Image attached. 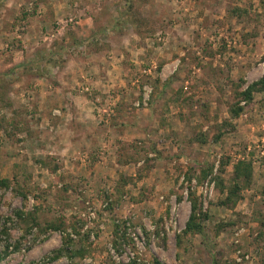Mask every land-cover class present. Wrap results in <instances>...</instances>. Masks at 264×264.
I'll list each match as a JSON object with an SVG mask.
<instances>
[{"label":"rangeland","instance_id":"obj_1","mask_svg":"<svg viewBox=\"0 0 264 264\" xmlns=\"http://www.w3.org/2000/svg\"><path fill=\"white\" fill-rule=\"evenodd\" d=\"M126 1L0 0V264H264V92L239 94L264 77V0ZM242 159L251 185L224 205ZM50 220L77 222L84 258H52Z\"/></svg>","mask_w":264,"mask_h":264},{"label":"trees","instance_id":"obj_2","mask_svg":"<svg viewBox=\"0 0 264 264\" xmlns=\"http://www.w3.org/2000/svg\"><path fill=\"white\" fill-rule=\"evenodd\" d=\"M126 2H128V9L130 10V12H132L135 10L134 9V5L136 0H127ZM129 16V12L125 13ZM132 25L134 26L135 30L137 33H140V21L139 19H135L131 21ZM92 40H94L92 38ZM84 42V41H83ZM73 48V47H72ZM69 50V49H68ZM67 50V51H68ZM38 53V51H37ZM54 53H57V51L52 50L48 53V59H53L52 56ZM43 58L42 56H39L38 54H35L32 56L31 59V64H38L37 67L34 66L31 71L34 72L36 71L39 72V74H37L38 76H47V73H45L44 69H41V67L39 68V64L43 63ZM66 57L65 56H61L59 60L62 61H58L60 65V68L63 66L64 62L66 61ZM55 60V59H53ZM57 63V64H58ZM58 64V65H59ZM41 69V70H40ZM12 71V70H11ZM5 72L0 73V84H4V80L6 75H4ZM2 77V78H1ZM51 79V78H50ZM263 91L264 92V77H262L261 79L254 81L253 83L249 84V86L244 89L243 91H241L239 94H241L242 98L245 99L247 102L251 101L254 98V94L256 92H260ZM4 104V103H3ZM243 110V107H238L237 109H233V114L234 115H239L240 111ZM8 131V129H7ZM154 151L156 149H153ZM208 174L212 175V179L210 178L209 181L212 182V180H214L216 182L217 185H223V178L220 175L214 174V169L210 168L209 170L204 171L203 177L199 178V182H201V184H203L206 181V178L208 176ZM123 178H125L123 176ZM193 177H187V179L189 181L192 180ZM253 179V168L250 162L245 161V160H239L236 164H235V170H234V177H233V185L232 187H230L228 189V197L222 201V203L225 205L229 204L230 202H233L232 198H235L240 191L242 190V188L247 187L249 185H251ZM4 185H8V180H2L1 182ZM0 183V184H1ZM118 197L121 196L120 192H118ZM189 195H190V200L192 203V208H191V213H190V217L186 223V227L184 230L185 234L188 233H193V234H201L204 232V229L206 227L205 225V221L210 219V215L207 211H203L202 206H201V201L199 200L200 197L196 194L195 190H190L189 191ZM117 197V198H118ZM181 198V197H180ZM106 200H107V209L108 210H113V202L111 201V198L109 195H106ZM119 201V199H118ZM35 217V216H34ZM35 222L37 226H40L41 224L39 222H37V219L35 218ZM262 226H264V219L261 221ZM115 228V236L118 238V241L115 240L114 243L117 244L121 243V240L123 241H128L131 239V235L130 232L128 231L130 229V227H134V223L128 219V220H124V221H120L118 220L117 222L115 221L114 223ZM69 226V225H68ZM66 226V222L64 220H60V221H55V220H50L47 221V223H45V225L43 227H41V230H58L61 231L63 233V242L62 245L57 248L54 249L52 251V258L53 259H60L64 256L66 257H80V258H84L87 253H88V247H87V238L85 237V239H79L76 240L75 236H80L81 235V231L80 228H78L77 226V222L74 223V225H72L71 231H69V227ZM144 232L147 233L146 229H144ZM156 234L158 236H160V231H156ZM259 234L261 236H264V231H260ZM87 235V234H86ZM85 236V235H84ZM214 264H221L218 260L214 259Z\"/></svg>","mask_w":264,"mask_h":264},{"label":"crops","instance_id":"obj_3","mask_svg":"<svg viewBox=\"0 0 264 264\" xmlns=\"http://www.w3.org/2000/svg\"><path fill=\"white\" fill-rule=\"evenodd\" d=\"M58 87H61V86H58ZM68 90V89H67ZM52 91V93L54 92L53 90H51ZM68 94H69V96H71L72 98H74V100H76V104H78V102H77V96L76 95H73V93H71V92H67ZM77 108V114H75L73 111H72V109H64L63 111V116L66 118L65 120H71V119H73L74 117H77L78 115H80L81 116V113L79 112L80 111V109H79V106L78 107H76ZM72 121V120H71ZM75 121H74V119H73V121H72V123H74ZM76 122H78V121H76ZM77 126V125H76Z\"/></svg>","mask_w":264,"mask_h":264},{"label":"built area","instance_id":"obj_4","mask_svg":"<svg viewBox=\"0 0 264 264\" xmlns=\"http://www.w3.org/2000/svg\"><path fill=\"white\" fill-rule=\"evenodd\" d=\"M211 185L209 179H207L203 184L200 185V193L206 196L209 192Z\"/></svg>","mask_w":264,"mask_h":264}]
</instances>
